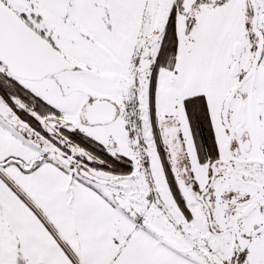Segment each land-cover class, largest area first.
<instances>
[{
  "label": "snow or ice",
  "instance_id": "obj_1",
  "mask_svg": "<svg viewBox=\"0 0 264 264\" xmlns=\"http://www.w3.org/2000/svg\"><path fill=\"white\" fill-rule=\"evenodd\" d=\"M0 264H264V0H0Z\"/></svg>",
  "mask_w": 264,
  "mask_h": 264
}]
</instances>
